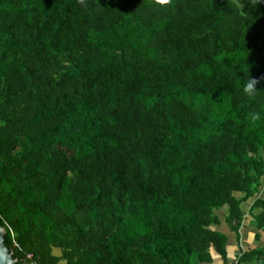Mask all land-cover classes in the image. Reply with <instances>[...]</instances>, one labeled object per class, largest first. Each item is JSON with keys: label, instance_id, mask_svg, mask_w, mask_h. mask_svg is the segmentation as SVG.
<instances>
[{"label": "trees", "instance_id": "16d2710c", "mask_svg": "<svg viewBox=\"0 0 264 264\" xmlns=\"http://www.w3.org/2000/svg\"><path fill=\"white\" fill-rule=\"evenodd\" d=\"M263 177L264 0H0V227L15 264L225 262L219 212L237 234ZM252 262L264 246L235 264Z\"/></svg>", "mask_w": 264, "mask_h": 264}, {"label": "crops", "instance_id": "0c3cea01", "mask_svg": "<svg viewBox=\"0 0 264 264\" xmlns=\"http://www.w3.org/2000/svg\"><path fill=\"white\" fill-rule=\"evenodd\" d=\"M255 200L264 202V177L261 180L259 193L241 205L244 215L237 234L231 232L224 222V216L227 214L226 209L219 212L221 223L219 226L213 227V229L227 237L226 261L224 262L217 253L211 252V261L202 264H235L241 252L259 249L264 246V233L256 227V221L254 220L255 215L259 214L260 209L251 210ZM249 264L260 263L252 262Z\"/></svg>", "mask_w": 264, "mask_h": 264}, {"label": "clouds", "instance_id": "9594fccd", "mask_svg": "<svg viewBox=\"0 0 264 264\" xmlns=\"http://www.w3.org/2000/svg\"><path fill=\"white\" fill-rule=\"evenodd\" d=\"M83 3V0H80ZM156 2L160 5H168L171 3V0H156ZM260 83L259 79L256 78H248L244 84L243 92L247 96H255L260 90H258L257 85ZM250 119L253 123L260 119V114L257 112H253L250 114Z\"/></svg>", "mask_w": 264, "mask_h": 264}, {"label": "water", "instance_id": "95a60500", "mask_svg": "<svg viewBox=\"0 0 264 264\" xmlns=\"http://www.w3.org/2000/svg\"><path fill=\"white\" fill-rule=\"evenodd\" d=\"M4 229L0 227V264H15V260L11 259V255L3 245Z\"/></svg>", "mask_w": 264, "mask_h": 264}, {"label": "built area", "instance_id": "2783aa9c", "mask_svg": "<svg viewBox=\"0 0 264 264\" xmlns=\"http://www.w3.org/2000/svg\"><path fill=\"white\" fill-rule=\"evenodd\" d=\"M13 245L16 246L15 243H14ZM30 259H31V256H30V255H27V256H26V261H23V260H22V263H23V264H33V263L30 261Z\"/></svg>", "mask_w": 264, "mask_h": 264}, {"label": "rangeland", "instance_id": "374dc122", "mask_svg": "<svg viewBox=\"0 0 264 264\" xmlns=\"http://www.w3.org/2000/svg\"><path fill=\"white\" fill-rule=\"evenodd\" d=\"M54 254H55V255H59V254H60V251H59L58 249H55V250H54Z\"/></svg>", "mask_w": 264, "mask_h": 264}]
</instances>
